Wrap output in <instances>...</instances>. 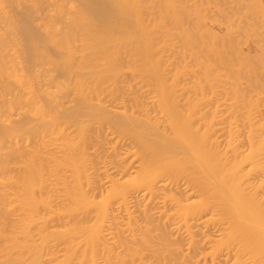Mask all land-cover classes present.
Here are the masks:
<instances>
[{"label":"bare ground","instance_id":"6f19581e","mask_svg":"<svg viewBox=\"0 0 264 264\" xmlns=\"http://www.w3.org/2000/svg\"><path fill=\"white\" fill-rule=\"evenodd\" d=\"M142 2L56 1L57 20L46 25L57 30L47 27L46 41L59 57L29 42L38 58L26 70L16 58L15 70L13 61L5 66L9 58L0 64L16 80L2 82L17 87L0 107V264H264V134L256 110L230 102L227 113L213 110L210 99L196 100L205 91L194 89L185 112L175 106L184 93H175L177 103L169 95L180 84L166 79L174 58L166 65L159 57L155 40L165 31L157 19L145 22L154 10L143 11ZM67 7L78 16L65 17ZM16 167L17 178L7 174ZM77 205L83 209L73 212ZM123 250L130 262H120Z\"/></svg>","mask_w":264,"mask_h":264},{"label":"rangeland","instance_id":"374dc122","mask_svg":"<svg viewBox=\"0 0 264 264\" xmlns=\"http://www.w3.org/2000/svg\"><path fill=\"white\" fill-rule=\"evenodd\" d=\"M5 1L6 0H3V1L0 0V2H1L0 3V7H1V10H0V18L1 19H0V21L2 20L1 21L2 23H0V46L2 45L0 47V50L3 51V53H1V51H0V55L1 54L3 55V56L2 55L0 56L1 58L3 57L2 59L0 58V60L2 61V63H0V64L2 65L3 60H5L6 58L11 59V60L8 59L7 64H5L6 67H7V65L9 67L12 64L17 65V66H13V69H14V67H19L18 66L19 63H22L23 61L26 62V63H22L23 65L24 64L27 65V63L31 64L32 63L31 60L34 59V57L36 58L37 55H35L33 53L30 54V51L32 50L34 52L35 48H33V46L35 43H39V42H40L39 45L43 44L44 47L42 45H40V47L42 49H44V51H46V53L48 50L49 51L48 54H51L53 52L52 53L53 56L51 55L52 57H54V58L59 57L58 55H60L61 53L58 50H56L55 47H57V46L53 45L49 41H46L47 40L46 36L48 35L47 32L49 33L50 29H52V28L48 27L49 24L46 25V23L49 22L48 20L54 19L53 14L56 16V14H55L56 11H54L55 8L53 6H55L56 1H59V0H55V1L54 0H52V1L51 0H43V1H45L44 4H42L43 1H41V0H40L41 3H39V0H38V2H37V0H34V1L33 0H22V1L21 0H7L8 2H6V3H5ZM10 1L12 3L8 4ZM17 1H20V2H17ZM73 1L76 4L80 3V0L77 1L78 3L76 2V0H73ZM52 2L54 3V5ZM17 3H19V4H17ZM26 3H28V4H26ZM33 3H36L38 6L39 5L40 6L38 7L37 5L35 6V4H34L35 8L32 9V7H34ZM51 3H52V5H51ZM142 4H143V7H142L143 11L148 12L150 10H154V13H155V15H154V13L152 11V13H150V14H153L152 16L150 14H149L150 16H148L146 13H144L143 15L146 17L145 22L147 24L151 25L153 22H155V19H157L158 21H160V27L165 31L164 35L161 37V40H155V41H160V44L157 46L158 48L160 46L161 47L163 46V48H161V50L158 49L159 57L163 58L164 60L166 59L164 63H166L167 60L171 61L173 58L176 59L175 61H174V59L172 60L173 64H171V65L168 64V66L171 68V70H169V67H167V70L171 71V72L170 73L167 72V73H169L168 75L166 74L167 75L166 79L170 75L169 76L170 79L168 78V80H169L168 83L171 82V80L173 78H174L173 83H174V81L177 83H180V84H175V86L176 85L179 86V87L176 86L175 90H177V92L176 91L173 92L174 91L173 90L172 94L169 93V95L171 97L174 96L173 98H176V99H173V98L172 99L174 101L177 100V94H175V93H179L180 89H182V90H180L181 91L180 95H182L184 93L182 95V97L179 96V94H178V97H180L181 100L179 101V104L178 105L175 104V106H177V107L179 106L178 108H180L181 111L185 112L186 111L185 106L186 107L188 106L187 103H184V102H186L187 92L190 91L189 92V94H190L191 91L193 92V89H194L195 91H198V94L199 93L202 94L205 91V93H204L205 98L203 97V95H204L203 94L201 96H197L196 100L198 101L199 100L198 98L201 97V102L206 103V101L204 102V101H202V99L203 100H207L206 98L210 99L212 103H210V100H209L207 102V105L209 107L208 106L207 107L210 108V106H211L213 108V110H214V106H216L215 108L216 109L218 108V110L220 109L219 111L225 110L224 112L227 113V111L229 109H232L231 105H228L229 102L232 103L233 108L235 106V107H237V109H241L242 107L243 108L245 107L243 110L254 108L256 110V112H254L255 114L253 113L254 115H252L253 117L255 116L254 117L255 119H253V121L256 120L255 126L258 125L259 133L262 132L264 134V130H263L264 129V0H143ZM8 5H9V8H8ZM24 5H25V7H26V5H28V7L25 8ZM48 5H50L52 8ZM2 6H3V8L6 7L7 10H6V8L3 9ZM19 6H21L23 8L20 7V9H19ZM45 7H49L50 9L45 8ZM36 8H37V10H36ZM29 9H30V11H28ZM31 9H32V11H31ZM2 10H3V12H2ZM4 10H6V12L8 11L7 12L8 14ZM48 10H49V12L51 10H53L54 12L51 11L49 13ZM67 10H68L67 11L68 13L65 17L68 16V18L70 19V17L76 18L78 16V15L75 16L76 13H74V12H73L74 13V16H73V14L69 11V10H71L70 8H68ZM20 12L21 13L23 12V13L21 14ZM203 14L204 15L206 14V19H203L204 22L201 19L199 20V18H201V16H203ZM116 15L118 16V19H120L122 14L116 13ZM27 17H28V19H27ZM50 17L52 19H50ZM24 18H26V19H24ZM203 18H204V16H203ZM25 20H27V21H25ZM54 20H57V18H55ZM66 20H67V18L65 19V21H63V23L66 22ZM23 21L27 22L28 24L31 22L30 28H34L32 30L33 31L36 30V32L37 33L39 32L40 34L38 33V35H37V33L34 31V35H31V34H28V32L26 30H22L25 27V24ZM76 22H78V21H76ZM63 23H62V25H64ZM69 23H70V20H69ZM71 23H74V21ZM75 25H76V23H75ZM66 26H65L66 28H68V29L70 28L69 25H66ZM76 26H78V25H76ZM76 26H75V29H76ZM47 27L50 29H48ZM62 27H64V26H62ZM65 27H64V29H66ZM72 27L74 28L73 25H72ZM68 29H66V30H68ZM20 30L24 31V33H22V31L20 33ZM53 30H55V29H52L51 32ZM41 34H42V36L45 34L44 35L45 37L40 36ZM55 34H57V33H55ZM58 35H59V33H58ZM58 35H56L58 38L62 37L61 35H60L61 37ZM33 36H35V38L36 37H38V38L35 39ZM12 37L14 39H12ZM31 38H33V40ZM15 39L18 43L15 42ZM18 39H21V40H18ZM24 40H26V41H24ZM43 40L45 42V45L43 43ZM29 42L30 43L32 42L31 44L33 46ZM19 43L21 44V47L19 46L20 45ZM16 46H17V48H19L18 51L16 50L17 49ZM24 46H25V48L23 49L22 47H24ZM21 49H23V50H21ZM26 49H28L29 52ZM21 51H24V52L26 51L30 55H27V53L25 52V54H26V57H25V55L22 54L24 52H21ZM55 54H56V57H55ZM14 58H16L17 62H19V63H17L15 61L16 59L14 60ZM20 58H21V60L22 59L23 60L21 61ZM25 58H26V60H28V58H30L29 59L30 61H26ZM18 60H20V61H18ZM9 61H13L14 63L11 62L12 63L11 64V63H9ZM168 61H167V63H168ZM4 63H6V62H4ZM167 63H166V65H167ZM30 64H28V65H30ZM1 65H0V81H1L0 83H3V82L5 83V81L9 77L12 76L11 78H13L15 74L11 75V76L9 74V77H7V75H8L7 73H9V71L12 69L9 68V71H8V69L6 70L5 66H4V68L2 66V68H3L2 69ZM25 65H24V70H26ZM19 68H17L18 70L16 72L13 71V73H18ZM24 70H21V71L25 72ZM11 73H12V71H11ZM3 74H5V76ZM1 79L2 80L6 79V80L2 82ZM10 79H8V80L10 81ZM14 79H16V78H14ZM11 81L16 82V80H11ZM11 81H10V83H11ZM4 83H3L4 87L2 84H0L3 87V88L0 87V89L3 90V91L2 90L0 91V100H1L0 103L1 104L4 103L6 105L8 102L6 98H11V99L14 98L13 97L14 93H15L14 91H16L14 89H16L17 87H16V85H14L15 83L11 84V85H9L10 84L9 82H8V84L7 83L4 84ZM6 84L10 87L14 85L13 89L7 87ZM184 84H186V85H184ZM172 85H174V84L168 85L167 86L168 89H169V86H172ZM5 86L7 88H5ZM183 87H185V88H183ZM187 87L189 90L187 89ZM174 88H172V89H174ZM200 88H202V89H200ZM206 88L207 89L210 88L209 90H211V91L209 92V90H207ZM8 89H10L9 93H8ZM216 89H217V91H216ZM6 90H7V92H6ZM11 90H12V92H11ZM202 90H203V92H202ZM222 90L224 91L223 94L220 92ZM4 91L7 94L3 93L2 94L3 97H2L1 93ZM169 92H171V90H169ZM208 92H209V94H208ZM210 93H212V94H210ZM215 93H216V95L218 93H220V96L219 95L217 96L219 100L217 99V97L213 98L216 96ZM213 94L215 96H212ZM209 95L212 96L211 97L212 99L210 98ZM222 95H223V97H222ZM7 96H9V97H7ZM183 97H185V99H182ZM196 100H194L193 103L197 102ZM181 101H183V103ZM175 102L177 103L178 101H175ZM201 102H200V104H201ZM219 103L223 104V105L218 106ZM1 104H0V107L3 109L4 104L3 105H1ZM194 104L196 107L197 103H194ZM200 104H197L198 108H200V106H199ZM201 106H203V104H201ZM225 106L228 108L230 106V108L227 109ZM207 107H205V105H204L203 108L208 109ZM225 108L227 109V111ZM210 111H212V110H210ZM224 112L222 111L221 113H224ZM257 121H258V124H257ZM18 136H16V137H18ZM15 157L13 158V160L16 163L17 162L19 163L20 162L19 157H17V158H15ZM19 171L20 170L16 167L12 170H9L7 172V174L14 175L17 178L19 176ZM133 175H134V173H133ZM143 203H145V202H143ZM19 204H20V200L14 202L12 204V206L19 205ZM142 205L143 204L141 203V206ZM150 206L153 207V205H149V207ZM82 209L83 208L81 206L77 205V206L73 207L72 211L73 212H79ZM133 209H135V208H133ZM122 211L124 212L125 210H122ZM122 211L120 213L123 214L124 216H126L127 211L124 212L125 214ZM70 223H72V221ZM84 224L89 225L90 222H85ZM72 226H74V225H72ZM81 230L82 229L79 230L81 233H78V231H75V233L77 232L78 234H82L83 233L82 231L85 230L84 232H86L87 229H84L82 231ZM61 236L64 237L65 234H61ZM65 237H67V236H65ZM65 237L62 238V240L65 239ZM84 237H85V234H84ZM58 238H60V235H58ZM79 239H81V238H79ZM60 240H61V238H60ZM138 244H140L139 247L144 246V245H141V242L140 243L138 242ZM134 247L135 246H133L134 251H132L130 248L131 253H133V252L136 253V251H138V250H139L140 254H142V252L146 253V251H144L143 247H141L143 250L142 252H140L141 248L139 249V247H137V249H136ZM144 248H145V246H144ZM22 249H24V248H22ZM44 249H46V247H44ZM44 249H42V251L40 250V252L44 253ZM125 250H123V251H125ZM127 250L130 251L129 249H127ZM101 251L102 250H100V252ZM126 251H125V253L121 252L123 254H120V256L123 258L119 259L120 262H123V260H124V262H126L125 260H127L128 262L131 261L130 258L133 257L134 253L128 254ZM100 252L98 253V254H100L99 256H101V253H102V252L101 253ZM45 253H46V251H45ZM60 253L55 252L54 254L58 255V257L61 258L62 255ZM23 254L26 255V253H23ZM140 254L138 255V253H137V255L135 256V259H136L135 261L138 260L137 256L138 257L141 256ZM25 255H23V256L25 257ZM42 255L44 256L45 254H42ZM42 255H40V253H39V257ZM43 256L40 257V259H42V258L44 259V257L46 255L44 257ZM31 257L29 255L27 256V258H29V259H27V262H28V260H30ZM37 260H33V261L30 260L29 262H30V264L31 263L34 264ZM44 263L50 264V262H48V261H46Z\"/></svg>","mask_w":264,"mask_h":264}]
</instances>
